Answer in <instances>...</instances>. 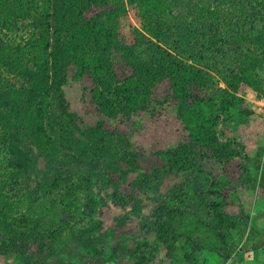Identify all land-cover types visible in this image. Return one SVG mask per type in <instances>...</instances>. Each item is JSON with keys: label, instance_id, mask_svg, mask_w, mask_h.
<instances>
[{"label": "trees", "instance_id": "1", "mask_svg": "<svg viewBox=\"0 0 264 264\" xmlns=\"http://www.w3.org/2000/svg\"><path fill=\"white\" fill-rule=\"evenodd\" d=\"M38 1L34 5L32 0H0V25L19 20L32 32L22 50H10L0 40L4 77L0 101L12 104L0 112V123L23 142L25 150L54 167L44 192H54L66 206L89 189L91 175L68 170L84 154L76 148V136L86 134L81 128L85 117L94 120L97 132L120 117L126 129L114 126L108 131L123 146L105 171L107 182L115 186L113 201L119 204L137 196L160 174L178 177L179 190L198 175L205 176L210 188L196 193L212 218L217 249L226 252L230 229L241 228L244 221L231 217L223 206L240 189L258 188L264 196V170L255 175L242 143L226 135L228 125L235 128L253 114L244 93H264V0H256L255 8L247 0ZM129 13L139 24L126 31L124 17ZM71 81L80 87L82 114L70 109L66 89ZM166 104L174 107L187 131L183 139L149 152L131 143L127 134L141 130L144 116L156 114ZM262 153L260 148L258 154ZM131 171L136 182L125 194L123 176ZM38 186L27 187L28 202H38ZM182 193L173 192L172 197L179 199ZM182 211L166 201L154 211L165 217L157 230L168 250L178 236L193 248L201 246L189 233L164 227ZM2 216L3 251L35 254L48 244L37 236L27 243L21 227L32 216ZM145 260L140 254L136 263Z\"/></svg>", "mask_w": 264, "mask_h": 264}, {"label": "rangeland", "instance_id": "2", "mask_svg": "<svg viewBox=\"0 0 264 264\" xmlns=\"http://www.w3.org/2000/svg\"><path fill=\"white\" fill-rule=\"evenodd\" d=\"M247 1L251 7L257 5L256 0ZM32 2L34 5L40 3L38 0ZM132 17L131 13L124 17L126 31L139 24ZM30 29L26 23L13 19L6 23V27L0 25V40L10 50H22L31 37ZM3 79L1 74L0 89L4 86ZM218 82L224 86L219 78ZM66 95L70 109L82 114L80 87L75 81L69 82ZM244 97L253 114L235 128L228 125L226 135L234 136L242 143L256 175L264 170V105L254 100L264 99V93L256 95L249 91ZM11 106L10 101H0V112ZM143 123L141 130L126 134L131 143L142 145L146 152L175 144L187 133L170 104L161 107L156 114L145 115ZM94 126V120L85 117L81 128L85 127L86 134L76 136V148L84 150L83 157L68 166V170L76 175H91V186L80 191L73 202L65 206L54 192H44L49 189L47 180L54 167L34 151L25 150L23 142L0 123V234L5 229L3 214L10 219L32 216V221L21 227L28 235L27 243L36 236L48 240V244L42 245L43 250L35 254L3 251L0 244V264H137L140 254L146 257L143 264H264V196L258 188L232 193L230 203L223 206L231 217L244 221L241 228L230 229L224 252L217 249L212 218L208 216L201 196L196 193L210 188L205 176L198 175L187 185H182V195L174 199L172 193L180 191L175 186L178 177L172 173L160 174L147 182L137 196L124 198L122 203L116 204L111 194L115 186L107 182L105 171L107 164L114 165L123 146L119 142L121 139L113 138L108 131L114 126L118 130L126 128L120 117L105 126L107 131L97 132ZM260 148L263 153L259 155ZM12 160L15 163L9 164ZM256 164L260 169L256 170ZM123 182L126 194L134 188L136 173L128 172L123 176ZM35 185L40 189L38 202H28L25 197L27 187ZM163 201L170 207L183 209L174 219L167 220L164 227L178 234L189 233L199 240L201 246L193 248L178 236L169 242L172 249L166 248L167 243L158 237L157 230L158 224L165 222V217L154 212ZM4 203L14 204V207L9 209ZM55 229V235L47 239L46 235ZM182 244L186 247L183 248Z\"/></svg>", "mask_w": 264, "mask_h": 264}, {"label": "built area", "instance_id": "3", "mask_svg": "<svg viewBox=\"0 0 264 264\" xmlns=\"http://www.w3.org/2000/svg\"><path fill=\"white\" fill-rule=\"evenodd\" d=\"M254 101H256V102L258 101V102H260L262 105H264V102H263L264 99H261V100H254Z\"/></svg>", "mask_w": 264, "mask_h": 264}]
</instances>
